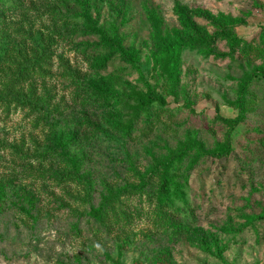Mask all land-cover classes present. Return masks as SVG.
Masks as SVG:
<instances>
[{
  "label": "rangeland",
  "instance_id": "obj_1",
  "mask_svg": "<svg viewBox=\"0 0 264 264\" xmlns=\"http://www.w3.org/2000/svg\"><path fill=\"white\" fill-rule=\"evenodd\" d=\"M67 1L21 0L18 9L1 14L0 36L8 53L0 63V94L12 89L47 100L54 122L67 126V133L78 135L88 148L104 152L106 167L97 170L100 183L92 198L95 208L106 212L105 227L91 217L90 187L60 178L64 165L44 156L54 135L41 114L15 102L0 104V186L12 182L35 198L33 218L11 211L0 218V264H264V51L259 49L264 0H93L103 34L71 39L60 37L70 23L54 15L65 10ZM188 20L208 36L220 32L215 20L228 25L222 31L250 43L251 53L236 48L232 55L225 40L217 42L212 56L183 50L180 83L172 88L154 55L159 58L173 31L183 32L182 22ZM106 38L130 58L110 54L109 66L98 74L94 52ZM28 65L29 75L20 76ZM75 76L89 78L91 86L96 80L103 91L115 89L121 98L103 101L102 107L89 104ZM246 83L251 86L245 121L234 132L230 156L208 159L182 177L190 205L185 213L164 206L161 178L153 176L157 163L138 142L173 145L182 138L177 129L182 119L173 113L179 108L182 118L194 122L192 139L199 135L204 148L214 145L213 138L223 141L226 131L214 125L215 118L238 116ZM146 86L165 99L168 110H155L150 126L125 138L114 128L116 117L128 112L133 89L147 92ZM85 132L98 144H89ZM89 158L88 169L95 171L99 161ZM103 183L113 190L144 188L111 201ZM171 222L188 233H175Z\"/></svg>",
  "mask_w": 264,
  "mask_h": 264
},
{
  "label": "trees",
  "instance_id": "obj_2",
  "mask_svg": "<svg viewBox=\"0 0 264 264\" xmlns=\"http://www.w3.org/2000/svg\"><path fill=\"white\" fill-rule=\"evenodd\" d=\"M21 0H0V20L1 14L6 10L18 9ZM65 10H56L55 18L65 21L66 24L60 37L62 38H97L103 34L100 26V14L97 4L93 0H68L65 5ZM98 13L95 17L93 13ZM228 24H232V20H226ZM214 27L220 29L218 34L214 36H208L205 30L199 28L196 22L191 20L183 21L185 30H174L171 43L163 48L159 54V58H156V64L160 65L161 69L166 73L167 83L172 88H176L180 83V77L178 73V65L180 63L183 50L186 49H201L206 52V55H215L217 42L223 40L227 41L232 46V55L236 48L243 50V55H249L251 53L250 43L238 38L229 31L223 32L222 30L227 28L228 25L220 24L217 20L213 22ZM232 25H229V27ZM202 32H205L203 34ZM107 43L98 47L94 53H97L98 57L94 61L97 62V73L104 71L110 64L112 54L114 56L128 57L127 51L120 45L114 44L110 38H106ZM35 41V40H34ZM36 46L45 52V47L41 42L35 41ZM108 48H110L111 53ZM263 48V49H262ZM235 49V50H234ZM259 49L264 51V36L263 41ZM8 53V46L5 44V38L0 36V63L4 61L5 56ZM230 55V54H229ZM231 57V55H230ZM133 61V60H132ZM30 65L25 66L20 72V76L29 75ZM28 72V73H27ZM98 76H96L97 79ZM91 78H93L91 76ZM76 83L83 90V94H86V99L89 104L92 102L99 107L103 106V101L108 103L113 100L120 99L121 97L115 94V89L96 88V80L91 86L87 80L79 76H75ZM23 80V78L21 79ZM250 84H245L241 90L237 110L238 116L233 119L223 118L217 116L215 118L214 125L219 128H223L226 132L222 139L219 141L213 138V146L203 147L199 135L192 139L191 131L195 125L192 119L182 118V108L174 110L173 113L177 115L179 120L177 129L182 132V138L173 141V145L169 142L162 141L158 143L156 141L145 142V139H140L138 145H141L143 152L152 157L157 165L154 168L153 176L161 178V187L159 190L160 201L164 206L172 207L178 210L180 213H185L189 208V200L187 193L185 192L186 185L182 182V177L189 176L190 173L195 171L200 165H202L208 159H222L230 156L232 152V139L234 132L245 121L246 114V94L250 90ZM111 89V90H110ZM147 92L134 90L130 96V102L128 106V112L116 117V124L114 128L121 133L125 138H131L137 134V132L144 127L150 126L155 120L154 111H167L165 99L160 97L155 89L146 86ZM33 94H20L14 92L12 89L7 90L4 94H0V104L7 102H15L18 106L28 108L33 112L41 114L45 119V123L49 126L51 133L54 135L48 142L47 151H44V156L54 159L58 164H62L65 167V171L60 172L58 175L62 179H73L79 183L90 187V193L88 196L89 206L92 208L91 217L99 224L100 227H105V213L100 211L94 206V198H92V189L95 185L100 183V179L96 178L97 170H101L106 167L107 157L104 152L97 147L88 148L87 144H84L85 140L78 138V135L67 133L69 128L67 126H61L58 122H54L48 112V102L45 99H35ZM128 103V102H125ZM171 113V112H170ZM63 127V128H62ZM85 137L89 144L96 145L98 141L94 134L85 132ZM147 144V145H145ZM151 147V150L148 149ZM89 152V154L87 153ZM94 158L99 161V166L94 167L95 171H91L88 167L91 164L90 158ZM103 190L105 193L112 195L111 201L118 199L119 196L126 193L135 194L141 191L142 187L130 189L129 186L113 190L107 183H103ZM106 197V195L104 196ZM105 200V198H104ZM35 198L31 192L25 188L16 189L15 185L6 183L0 186V218L6 212H16L19 214H25L30 218H33L35 213ZM110 202H105L104 208L109 207ZM186 212V216H187ZM170 228L175 233H188V228L185 226H176L171 222ZM169 234V230L167 231ZM139 264V263H138ZM156 264H168L166 260H162Z\"/></svg>",
  "mask_w": 264,
  "mask_h": 264
}]
</instances>
